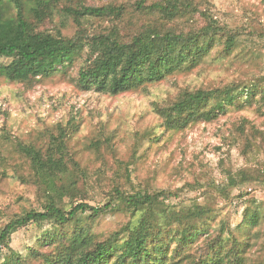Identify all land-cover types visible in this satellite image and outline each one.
<instances>
[{
	"label": "rangeland",
	"instance_id": "1",
	"mask_svg": "<svg viewBox=\"0 0 264 264\" xmlns=\"http://www.w3.org/2000/svg\"><path fill=\"white\" fill-rule=\"evenodd\" d=\"M162 1L61 0L54 16L37 28L73 38L79 27L59 12L62 8L122 6L124 17L113 22L122 38L129 39L160 21L150 6ZM191 1L198 4L200 12L173 23L164 21L165 26L195 28L212 18L237 33L236 45L227 51L223 41L216 43L195 67L144 89L117 96L83 91L76 85V75L84 60L28 83L0 77V228L14 217L42 211L47 195L62 193L57 203L70 211L78 204L101 206L111 202L109 194L117 186L130 194L179 190L178 198L159 203L155 211L167 215L204 208L210 218V234L218 233L222 226L235 230L244 221H256L245 236V264H264V149L244 145L252 140L250 128L264 131V116L258 112L257 101L252 106L247 104L243 89L264 77V1ZM111 26L112 20L91 18L82 20L81 29L92 36ZM232 85L244 91V108L229 107L225 115L212 122L178 132L160 127L155 104L165 105L185 89ZM242 127L247 128L243 131ZM61 131L65 143L63 155L57 157V171L39 170L38 183L15 146L32 145L46 153L54 147V139H60ZM243 175L246 183L229 190V178ZM240 194L244 196L234 198ZM111 203L120 207L93 219L90 236L106 238L136 225L140 213H129L118 198ZM49 229L46 224L21 228L12 234L10 247L25 256ZM48 248L41 250L54 255V249ZM7 255L0 252V264H10Z\"/></svg>",
	"mask_w": 264,
	"mask_h": 264
},
{
	"label": "trees",
	"instance_id": "2",
	"mask_svg": "<svg viewBox=\"0 0 264 264\" xmlns=\"http://www.w3.org/2000/svg\"><path fill=\"white\" fill-rule=\"evenodd\" d=\"M60 1L0 0V77L28 83L84 60L76 75V85L83 91L117 96L144 89L178 71L195 67L216 43L223 41L227 51L236 45L237 33L212 18L195 28L165 26L164 21L173 23L175 19L200 12L198 4L191 0L154 3L150 9L160 21L129 39L122 38L113 22L124 17V7L111 5L80 9L68 6L59 10L79 27L73 38L38 31L37 25L54 16ZM91 18L112 20V26L108 31L88 36L81 24L82 20ZM243 89L247 104L252 106L257 101L258 112L264 116V77L253 80ZM244 91L234 85L222 89H185L167 104H155L154 113L166 132H178L198 123L212 122L225 115L229 107L244 108L246 104L241 101ZM248 131L252 140H246L244 145L263 150L264 131L255 128ZM61 132L60 139L55 138L54 147L46 153L32 145L15 146L38 183L39 170L57 171V157L63 155L65 143V134ZM245 183L244 175L230 177L227 187L233 190ZM178 192L130 194L114 187L109 194L111 202L118 198L129 213L141 215L136 225L100 239L90 236L93 219L116 211L120 205L78 204L65 211L57 203L62 193L47 195L42 211L32 210L14 217L0 228V252L8 254L10 264L38 263L39 259L42 262L38 264H245L244 253L248 247L245 236L256 221L243 220L235 230L222 226L218 233L210 234V218L204 208L183 209L178 214L167 212V215L155 211L159 203L178 198ZM79 214H86L85 219L78 218ZM31 224H46L50 229L22 256L11 249V236ZM200 239L201 245H196ZM48 247L54 249V255L41 250Z\"/></svg>",
	"mask_w": 264,
	"mask_h": 264
}]
</instances>
